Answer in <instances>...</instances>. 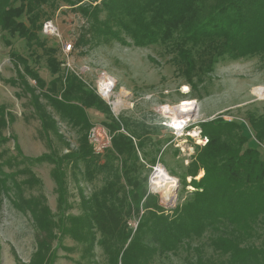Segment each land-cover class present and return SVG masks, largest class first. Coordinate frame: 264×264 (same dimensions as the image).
Listing matches in <instances>:
<instances>
[{"label":"trees","instance_id":"obj_1","mask_svg":"<svg viewBox=\"0 0 264 264\" xmlns=\"http://www.w3.org/2000/svg\"><path fill=\"white\" fill-rule=\"evenodd\" d=\"M53 1L0 0V32L25 41L29 49H41L52 77L50 81L44 80L29 59L13 51V44L6 39L18 78L5 82L18 87L28 99L40 122V132L50 144L47 154L36 158L25 156L17 140L5 135L13 118L0 107V208L3 199L15 191L18 194L16 205L23 211L24 207L31 210L41 239L35 253L36 262L44 264L48 255L52 260L45 264H54L56 249L52 242L67 234L87 241V251L93 248L100 235V245L108 250L110 264H153V257L176 253L187 242L210 233L209 243L218 258L199 254L193 264H264V160L258 146H252L244 133V125L236 122L216 120L203 125L202 133L208 143L198 148L194 165L197 170H203L204 175L191 181L195 191L175 209L172 217H168L159 215V209L148 211L156 206V199L137 185L139 146L132 137L120 133L118 122L109 119L110 122L104 124L116 133L113 150L107 153L113 173L112 191L109 195L103 192L84 200V218L65 216L67 208L61 205L67 201V162L74 156L78 160H87L95 154L88 143V134L84 139L85 149L80 153H74L67 142V153L56 150L51 143L52 136L60 142L65 138L49 109L68 126L88 132L93 126L88 110L106 116L109 112L74 75L63 79L58 61L40 41L37 32L46 16L44 7ZM63 1L70 7L80 5V11L100 37L108 35L111 39L124 41L127 36L136 44L142 41L154 44L176 35L185 48L182 55L187 61L188 72H206L223 55L239 60L264 52V0H103L102 4L93 7L99 0H87L90 7H81L85 0ZM113 28H117L116 31ZM195 50L204 54L200 63L195 59ZM250 123L258 140L264 142V116H251ZM10 141L15 144L13 151L6 147ZM119 160L121 168L116 165ZM42 163L54 165L52 176L62 211L58 227L50 210L40 208L41 201L33 196L27 200L24 196L26 191L39 184L32 167ZM107 167H96V172H103ZM6 169L10 172L6 173ZM25 175L26 179H17ZM192 176L196 178L197 172ZM123 180L133 188L132 192H127L132 197L130 202ZM131 204L136 211L141 205L147 210V217L142 219L144 222L135 235L126 230L124 223V215L130 212ZM56 227L60 235L54 230ZM107 238H113L112 245L107 243ZM194 251L201 252L199 248Z\"/></svg>","mask_w":264,"mask_h":264},{"label":"rangeland","instance_id":"obj_2","mask_svg":"<svg viewBox=\"0 0 264 264\" xmlns=\"http://www.w3.org/2000/svg\"><path fill=\"white\" fill-rule=\"evenodd\" d=\"M102 1L93 3L92 7L102 4ZM79 6H67L63 0H54L46 5V16L37 34L58 61L63 79L74 75L104 103L109 112L108 116L93 109L88 110V114L93 125H102L110 133L112 143L101 155H93L87 160H78L74 156L67 162V201L61 205L67 208L64 211L65 216L84 218V200L103 192L109 195L112 191L113 173L107 153L113 150L116 133L104 124L106 121L110 122L109 119L118 122L121 125L120 133L132 137L134 143L138 144L140 171L135 174L137 185L147 195L155 197L156 206L148 211L159 209V215L172 217L175 209L180 208L195 191L191 181L199 180L204 175L203 170H197L194 162L198 148L207 145L199 144L201 138L205 137L202 127L206 123L222 120L244 125V133L250 138L252 146H258L264 160V142L258 140L250 123L251 116H264V52L239 60L223 55L206 72H188L187 61L182 55L185 48L181 46L180 38L176 35L154 44H146L144 41L136 44L127 36H124V41L111 39L108 35L100 37L94 33L91 21L83 15ZM90 6L85 0L81 7ZM47 22L53 23L59 36L49 35L44 31ZM116 29L113 28V31ZM6 39L13 44V51L29 59L31 66L44 80L50 81L52 77L41 49H29L25 41L0 32V107H4L13 118L5 135L17 140L25 156L40 157L50 152V144L40 132V122L34 116L28 99L18 87L5 82L18 78L16 67L10 59L11 48L7 47ZM68 45H72V49L66 52ZM195 56L198 63L204 58V54L196 50ZM102 82L114 84L111 105L96 92L97 86ZM31 83L35 84L33 81ZM192 101L196 103V111L190 113L188 121L181 126L182 130L176 131L173 128L174 107ZM49 111L54 115L65 138L60 142L52 136L51 143L55 149L61 154L67 153L68 143L74 153L84 150V139L89 134L88 130L78 131L62 122L51 108ZM14 145L10 141L6 147L13 151ZM103 165L109 167L97 173L96 167ZM116 165L121 168V160L116 161ZM158 166L173 178L175 186L169 185L168 191L154 186L153 189H157L155 192L150 188V179ZM32 169L39 184H35L31 191H26L24 196L27 200L33 196L32 198L41 201L40 208L47 207L50 210L58 227L62 211L60 195L52 176L54 165L42 163L34 165ZM8 172L10 171L6 169V173ZM195 172L196 178L192 176ZM26 177L27 175L17 179L22 181ZM122 185L126 188L128 201H132L131 194H128L133 191L132 186L127 185L124 180ZM172 188L174 200L168 203L164 197L173 198ZM11 195L3 199L0 208V264H38L35 258L38 242L41 240L38 238V226L28 207H24L23 211L16 205L18 194L13 191ZM130 207V212L124 215V223L126 230L135 235L147 217V210L142 205L138 211L134 204ZM66 224L70 225L69 222ZM57 227L54 230L60 235ZM85 233L87 235V231ZM209 237L210 233H206L201 239L187 242L176 253L154 255L153 264H193L199 254L217 259L218 256L210 246ZM101 240L98 235L93 248L87 251V241L82 242L69 234L61 240L55 239L52 242L56 249L54 264H110L111 257L108 250L100 245ZM106 240L112 245L113 238ZM196 248L201 252L194 251ZM45 258L47 260L44 264L51 263L52 259L48 255ZM120 260L121 255L119 262Z\"/></svg>","mask_w":264,"mask_h":264},{"label":"built area","instance_id":"obj_3","mask_svg":"<svg viewBox=\"0 0 264 264\" xmlns=\"http://www.w3.org/2000/svg\"><path fill=\"white\" fill-rule=\"evenodd\" d=\"M44 31L49 35L59 36L57 34V29L55 28L52 22L45 23ZM71 49H72V45H68L65 51L69 52ZM96 92L100 97L105 99L109 103V105L112 104L111 99L114 95V84L112 82L99 83ZM113 105L115 106V103ZM180 130H182V128H180ZM88 140L93 149L94 154L101 155L106 151V149H108L111 146L112 136L102 125H93L89 131ZM207 143H208L207 138L203 137L201 138L199 144L205 146ZM153 180H154V174L150 179V188L152 189V191L157 192L152 187Z\"/></svg>","mask_w":264,"mask_h":264},{"label":"bare ground","instance_id":"obj_4","mask_svg":"<svg viewBox=\"0 0 264 264\" xmlns=\"http://www.w3.org/2000/svg\"><path fill=\"white\" fill-rule=\"evenodd\" d=\"M256 91H258V90H256ZM118 104H117V106H118ZM193 111L194 112L196 111V103L194 101H192L188 104L179 105L177 107H174L173 112L175 115V119H174V125L175 126H173V128L180 132L181 125H184L188 121L190 113ZM180 120H182V121H180ZM195 136H197V132L195 133ZM173 184L175 186V183H173V178L169 174H167V172L165 170H163L162 167L158 166L155 170V173H154V180L152 182V185H153L152 187L154 188V186H155L156 188H160L162 190L168 191V190H170V189H167L168 186L173 185ZM168 194H167V197H169ZM173 195H174V189L172 188V197H173ZM164 198L167 200V202H173V200H174V197L170 198V199H167L166 197H164Z\"/></svg>","mask_w":264,"mask_h":264},{"label":"crops","instance_id":"obj_5","mask_svg":"<svg viewBox=\"0 0 264 264\" xmlns=\"http://www.w3.org/2000/svg\"><path fill=\"white\" fill-rule=\"evenodd\" d=\"M91 118V117H90Z\"/></svg>","mask_w":264,"mask_h":264}]
</instances>
